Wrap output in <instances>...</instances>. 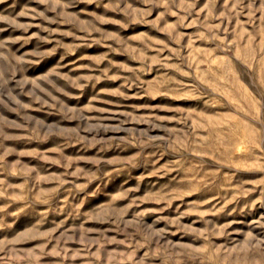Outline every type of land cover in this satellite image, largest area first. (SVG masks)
I'll return each instance as SVG.
<instances>
[{"label":"rangeland","instance_id":"rangeland-1","mask_svg":"<svg viewBox=\"0 0 264 264\" xmlns=\"http://www.w3.org/2000/svg\"><path fill=\"white\" fill-rule=\"evenodd\" d=\"M0 264H264V0H0Z\"/></svg>","mask_w":264,"mask_h":264}]
</instances>
